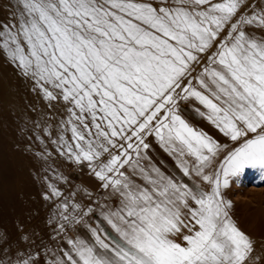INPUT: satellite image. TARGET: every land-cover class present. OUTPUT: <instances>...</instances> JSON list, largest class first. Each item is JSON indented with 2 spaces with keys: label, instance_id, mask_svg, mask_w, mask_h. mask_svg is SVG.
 I'll return each mask as SVG.
<instances>
[{
  "label": "snow or ice",
  "instance_id": "obj_1",
  "mask_svg": "<svg viewBox=\"0 0 264 264\" xmlns=\"http://www.w3.org/2000/svg\"><path fill=\"white\" fill-rule=\"evenodd\" d=\"M0 9V52L49 108L64 104L58 120L34 108L17 117L24 151L44 164L48 207L42 226H0V264H264L226 194L248 168L264 184V0ZM186 104L227 142L190 123ZM150 138L181 175L153 162ZM60 158L86 162L98 185L58 172Z\"/></svg>",
  "mask_w": 264,
  "mask_h": 264
},
{
  "label": "bare ground",
  "instance_id": "obj_2",
  "mask_svg": "<svg viewBox=\"0 0 264 264\" xmlns=\"http://www.w3.org/2000/svg\"><path fill=\"white\" fill-rule=\"evenodd\" d=\"M5 15L6 13L0 9V19H3ZM195 106H199L198 103H196ZM33 108L36 109L37 112H48L54 120H58L64 111V104H54L53 108H49L48 102L43 98V94L38 90H32V81L26 80L22 75H20L19 70L14 67L13 64L9 63L6 60L5 55L0 52V136H2L7 143L9 154L8 159L14 165L15 176L19 183V192L21 196L20 200L17 199L13 201L11 199L10 204L14 208L24 206L26 211L24 214L17 216L15 222L19 218L32 225L39 223L41 220L44 221L43 218L47 213L48 206L45 205L41 196L44 185L39 178L45 173H40L36 170L34 163L37 162V157L32 158L31 155H24L22 153V151H24L25 141L21 136H16L14 134H19V127L21 124V121L18 120L17 117L21 116L25 112H28L29 115H34L31 111ZM186 112L193 116L196 120H199L198 116H195L196 114L194 115V113L192 114L188 110H186ZM206 122L209 124L208 127L203 126V123ZM196 125L206 129L209 135L213 136L217 140L226 141V139H224L225 137L217 138V136L212 134L210 129L212 124L206 119L203 118L200 124ZM150 140L152 141L153 151L151 152L153 154L160 155L162 158H166L168 156L171 158V155L165 152L154 140V138H150ZM17 144L20 145L19 148L16 147ZM149 155L152 156L153 162H156L154 156L152 154ZM62 160L65 161V159ZM62 160H59V162ZM62 163L63 161L61 164ZM54 168L57 169V167ZM48 175H52L51 171H49ZM87 177L88 176L85 174L83 178L87 180ZM54 178L55 177L53 176L52 179ZM77 183H79V181ZM29 217H31V219H29ZM4 221L6 222V219H3V222ZM15 222L10 225L13 231L15 230ZM7 223H9V221Z\"/></svg>",
  "mask_w": 264,
  "mask_h": 264
},
{
  "label": "rangeland",
  "instance_id": "obj_3",
  "mask_svg": "<svg viewBox=\"0 0 264 264\" xmlns=\"http://www.w3.org/2000/svg\"><path fill=\"white\" fill-rule=\"evenodd\" d=\"M184 109L188 110L198 118L196 120L193 116L185 110V118L189 120L194 126L199 129L206 131L203 127L196 125L200 124L203 120L195 111H193V105H183ZM204 127H208L209 124L203 123ZM212 134L217 136V138L224 137V134L221 133L215 126H210ZM209 134V133H208ZM14 135H19L15 133ZM20 136V135H19ZM226 139V138H224ZM222 142H227L222 141ZM3 146V147H2ZM40 148H36V151H39ZM24 150V149H23ZM24 155H31L32 158L36 156L31 152L22 151ZM152 154L156 160V164L162 165L164 170L170 174L175 173L177 176L181 175L179 166L176 164L175 157L168 156L162 158L160 155ZM8 147L4 138L0 136V226L7 227L12 230L10 225L15 222L17 216L24 214L26 211L24 206H18L14 208L10 202L11 199L20 200L19 192V183L15 176L14 165L8 159ZM37 162L34 163L36 170H39L40 173L43 172L44 164L38 158ZM63 159V158H62ZM61 158L59 160H62ZM57 161L53 167H57L58 172H63L66 175L70 176L74 183H84L86 185L97 186L98 181L90 174L87 167V163L81 165H76L74 162ZM11 163V164H10ZM142 163L147 164V161H142ZM57 165V166H56ZM32 169V168H31ZM49 174V172H48ZM87 175L88 179H84V175ZM10 177V178H9ZM55 177L53 180H56ZM185 182L187 178L185 177ZM261 173L258 169L248 168L245 170L242 180L238 183L233 181L231 187L227 191V195L234 201V218L239 222L241 228L249 233L256 241L257 246H260L261 243H264V184H261ZM62 183V182H60ZM8 191V194H7ZM13 210V211H12ZM3 219H6V222H3ZM45 219V217L43 218ZM9 221V223H7ZM43 220L36 225L42 226ZM34 224V225H35ZM13 231V230H12Z\"/></svg>",
  "mask_w": 264,
  "mask_h": 264
}]
</instances>
